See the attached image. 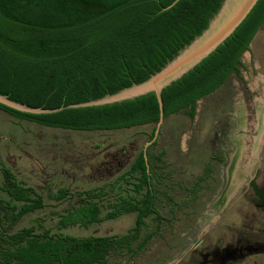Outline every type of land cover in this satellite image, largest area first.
I'll use <instances>...</instances> for the list:
<instances>
[{
	"label": "trees",
	"instance_id": "1",
	"mask_svg": "<svg viewBox=\"0 0 264 264\" xmlns=\"http://www.w3.org/2000/svg\"><path fill=\"white\" fill-rule=\"evenodd\" d=\"M174 1L0 0V93L34 107L58 108L100 98L148 79L207 27L224 0H180L164 10ZM263 24L264 0H259L216 52L163 90L165 118L180 111L194 117L197 101L217 91L234 72L240 71L241 56L250 50ZM0 109L18 119L77 130L131 128L157 124L160 119L155 93L106 106L68 108L48 114L25 113L2 104ZM152 145L148 150L150 163ZM131 169L132 174L142 173L141 179L137 177L140 182L135 183L136 196L143 184L147 187V217L157 213L156 177L150 173L154 166L151 164L148 170L143 151ZM10 184V195L25 202L18 219L44 207L41 198L31 197L32 188L21 187L15 181ZM88 195L94 194L90 191ZM138 204V200L131 201L130 209L137 210ZM79 210L91 212V203ZM93 240L81 242L93 249ZM101 240L107 238H98ZM23 247H29L33 261L40 251L56 249L36 239L20 248L27 249ZM17 259L21 264L29 263L20 255ZM94 261L90 257L78 264Z\"/></svg>",
	"mask_w": 264,
	"mask_h": 264
},
{
	"label": "rangeland",
	"instance_id": "2",
	"mask_svg": "<svg viewBox=\"0 0 264 264\" xmlns=\"http://www.w3.org/2000/svg\"><path fill=\"white\" fill-rule=\"evenodd\" d=\"M255 58L260 60L261 67ZM243 59L248 64L243 73L246 83L256 93L246 90L247 84L243 85L241 79L233 74L217 92L198 102L193 118L185 111L165 118L157 143L150 148L152 163H149L154 166V171L150 173L156 177L154 208L157 213L146 218L144 264H196L190 259L191 249L182 250L192 229L201 225L205 221L204 216L211 212L223 179L222 166L218 164L214 171L216 180H204L207 177L205 167L210 159L207 141L210 119L222 110H232L229 101L240 98L250 117L247 118L250 122L246 130L255 132L258 129L261 112L256 100L264 98L261 92L264 88V80L261 81L264 79V24ZM220 99L223 101L219 104ZM155 128L154 123L110 130L51 127L18 119L0 109V199H8L1 188L4 182L2 169L5 166L25 185L41 190L40 180L32 174L33 171L41 172L31 158L34 157L46 166V172L52 177L43 192L44 207L27 213L17 225L18 228L37 226L38 222L44 223L55 214L75 208L77 200L79 202L80 197L87 196L91 191L99 194L95 201L102 207L104 220L88 228L72 227L67 232L81 237L124 234L134 225L129 216L106 220L105 216L109 203L115 202L118 196L134 194L140 173L132 174V164L144 151ZM253 140L252 135L244 140V147L241 148L244 162L251 156ZM52 187L68 189V197L62 200L51 198ZM236 200L233 199L221 217L209 224V238L213 239L219 234L227 236L231 231L227 228L229 224L239 226L233 210L238 204ZM108 264L119 263L115 257ZM240 264H264V258L255 262L250 257Z\"/></svg>",
	"mask_w": 264,
	"mask_h": 264
},
{
	"label": "flooded vegetation",
	"instance_id": "3",
	"mask_svg": "<svg viewBox=\"0 0 264 264\" xmlns=\"http://www.w3.org/2000/svg\"><path fill=\"white\" fill-rule=\"evenodd\" d=\"M243 55L239 66L240 71L233 74H236L244 85L247 83L243 73L244 68H248V64L243 59ZM252 59L253 54L251 55ZM254 60L261 67L260 60L256 58ZM262 85L264 86L263 82ZM246 88L250 93H256V90L251 89L248 84ZM261 92L264 94V88L261 89ZM202 98L197 101V106ZM222 101L223 99H220L218 101L219 104ZM229 104L233 107L232 110H222L219 115L211 117L207 136L210 159L205 167L207 177L204 180L215 181V165L220 164L223 171L221 188L215 196L211 212L204 216L205 221L201 225L192 229L182 250L184 252L190 248V259L196 264H240L250 257H253L255 262L259 258H264V98L256 100V106L259 107L261 114L258 118V129L255 132L246 130L250 117L246 114L243 100L240 98L238 100L235 99L234 101H229ZM250 135L254 138L251 156L247 162H244L241 148L244 147L246 136ZM31 158L41 171L40 173L32 172L33 176L40 180L41 184L39 187L41 190L34 186L25 185L15 178L7 166L2 169L4 182L1 188L8 195V199H0V264H21L17 259L18 255L21 258L25 257L29 262L28 264H78L79 262L84 263L90 257L95 258L94 264H108L110 259L115 257L119 264L136 263V261L138 264H144L147 245L145 184L140 188L138 196H136V190H134V194L129 196L120 195L115 202L109 203V210L106 213L105 220L127 215L130 217V221L133 220L134 222V225L128 228L124 234H93L81 237L67 232L72 227L88 228L91 224L104 220L103 218L101 220L98 219L102 217V207L100 203L95 201L99 196L97 192H92L94 195L91 197L88 194L85 197H80L75 208L55 214L44 221V223L38 222L37 226L18 228L17 225L21 219L27 213L33 211L23 214L18 219L19 209L23 207L25 202L14 199L10 195L8 192L9 189H12L10 182L15 181L21 187L32 188L34 193L30 194L31 197L41 198L44 203L43 192L52 177L46 172V166L38 159ZM7 171L9 174H7ZM138 177L141 179L142 173ZM140 179L136 183L140 182ZM244 185L246 187L242 190ZM209 187L212 188V186ZM68 195V189L51 188V198L62 200L67 198ZM236 198L238 204L234 206L233 210L238 217L239 226L234 227L232 226L233 224H229L227 228L231 231L227 236L219 234L213 239L209 238L207 236L210 231L209 224L215 218L221 217L228 204ZM136 200L139 203L138 209L131 210V201L136 203ZM90 203L91 212L79 210L82 207L89 206ZM6 206L7 208L3 210ZM13 206H16L17 209L14 210ZM99 209L100 212L98 211ZM109 214H112V216L109 217ZM71 215L74 217H70ZM47 223L48 225H45ZM204 232L206 233L204 234ZM71 238H76L78 241H73ZM86 238L94 239L92 241L93 249H90L91 247L86 248L87 245L81 242L82 239ZM98 238H107V240L98 241ZM35 239L49 245L51 244L56 249L40 251L38 259L33 261L29 247H23L27 248L24 250L20 248L26 246L30 240ZM103 254L105 255L102 256Z\"/></svg>",
	"mask_w": 264,
	"mask_h": 264
},
{
	"label": "water",
	"instance_id": "4",
	"mask_svg": "<svg viewBox=\"0 0 264 264\" xmlns=\"http://www.w3.org/2000/svg\"><path fill=\"white\" fill-rule=\"evenodd\" d=\"M178 1L180 0H175L169 6L165 7L164 10L173 7ZM258 1L224 0L221 7L210 19L207 27L190 43L181 48L160 70L142 82L133 83L114 93H107L100 98H91L88 101L71 103L58 108L34 107L27 103L11 99L9 95L3 93H0V104L25 113L48 114L68 108L106 106L133 100L149 93H155L159 102L160 119L156 124L153 137L145 144L143 151L147 168L150 170L148 150L157 141L165 121L163 90L183 78L211 54L216 52L235 33L254 9Z\"/></svg>",
	"mask_w": 264,
	"mask_h": 264
}]
</instances>
